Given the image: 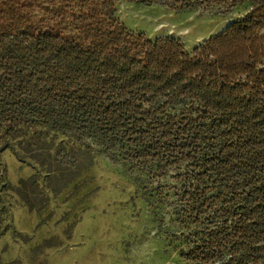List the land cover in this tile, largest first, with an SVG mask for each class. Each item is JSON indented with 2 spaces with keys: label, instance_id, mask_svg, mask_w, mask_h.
I'll use <instances>...</instances> for the list:
<instances>
[{
  "label": "trees",
  "instance_id": "1",
  "mask_svg": "<svg viewBox=\"0 0 264 264\" xmlns=\"http://www.w3.org/2000/svg\"><path fill=\"white\" fill-rule=\"evenodd\" d=\"M202 1L251 9L188 52L128 29L118 0H0V126L100 138L128 147L126 160L159 162L162 175L185 163L202 170L177 177L197 180L184 200L197 219L219 222L182 260L264 264V0ZM55 159L77 169L64 149ZM38 179L23 183L36 192Z\"/></svg>",
  "mask_w": 264,
  "mask_h": 264
},
{
  "label": "rangeland",
  "instance_id": "2",
  "mask_svg": "<svg viewBox=\"0 0 264 264\" xmlns=\"http://www.w3.org/2000/svg\"><path fill=\"white\" fill-rule=\"evenodd\" d=\"M117 6L128 29L153 40L179 39L188 52L251 9L248 2L229 11L202 0H118ZM6 139L11 147L0 150V264H187L182 252L219 222L213 214L197 219L184 200L183 188L197 180L177 177L202 171L188 163L162 175L159 162L124 159L128 147L50 127L4 134L0 126V145ZM60 149L77 158L76 170L58 164ZM33 175L39 176L36 192L23 183Z\"/></svg>",
  "mask_w": 264,
  "mask_h": 264
}]
</instances>
